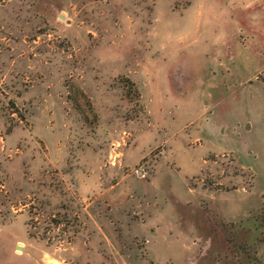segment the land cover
<instances>
[{"label":"rangeland","instance_id":"1","mask_svg":"<svg viewBox=\"0 0 264 264\" xmlns=\"http://www.w3.org/2000/svg\"><path fill=\"white\" fill-rule=\"evenodd\" d=\"M0 264H264V0H0Z\"/></svg>","mask_w":264,"mask_h":264},{"label":"bare ground","instance_id":"2","mask_svg":"<svg viewBox=\"0 0 264 264\" xmlns=\"http://www.w3.org/2000/svg\"><path fill=\"white\" fill-rule=\"evenodd\" d=\"M18 248H19V250H22V246H19Z\"/></svg>","mask_w":264,"mask_h":264}]
</instances>
